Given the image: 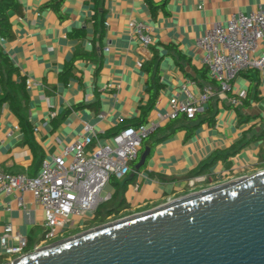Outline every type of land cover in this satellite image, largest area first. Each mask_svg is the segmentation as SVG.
Returning a JSON list of instances; mask_svg holds the SVG:
<instances>
[{
    "label": "crops",
    "instance_id": "1",
    "mask_svg": "<svg viewBox=\"0 0 264 264\" xmlns=\"http://www.w3.org/2000/svg\"><path fill=\"white\" fill-rule=\"evenodd\" d=\"M15 2L17 7L6 13L7 29L0 30V50L17 69L9 79L4 72L0 75V171L37 175L44 158L77 138L91 134L92 145L104 143L123 126L150 119L159 120V126L147 138V146L156 142L145 165L136 170L134 160L127 175L112 176L101 191L111 197L101 204L118 205L124 197L121 211L140 212L264 165L260 70L242 71L222 90L202 64L203 50L197 45V38L216 22L239 11L249 13L264 0ZM95 13L105 14L103 30L93 19ZM130 21L150 26L148 45ZM260 44L251 56L261 53L264 39ZM157 71L161 88L156 94L152 89L151 102L149 86L150 81L154 86ZM27 79L33 82L30 86ZM204 85L213 95L194 118L180 114L160 119L170 98L184 99L188 92L197 96ZM242 87L246 102L235 107L230 97ZM242 138L237 151L227 155ZM204 164L199 174L206 180L191 187L189 180ZM89 217L93 214L76 217L70 226L81 227ZM9 223L32 246L44 233L43 209L30 194L20 206L14 194L0 190V235ZM5 260L0 246V264Z\"/></svg>",
    "mask_w": 264,
    "mask_h": 264
},
{
    "label": "built area",
    "instance_id": "2",
    "mask_svg": "<svg viewBox=\"0 0 264 264\" xmlns=\"http://www.w3.org/2000/svg\"><path fill=\"white\" fill-rule=\"evenodd\" d=\"M129 26L145 45L151 42L148 24L130 21ZM263 39L264 4H259L249 13L239 11L226 22H216L197 38V45L203 50L201 61L210 78L218 81L222 90H227L230 82L249 68L260 70L264 84V47L259 55L251 56L261 46ZM31 83L27 79L29 86ZM212 95V88L204 85L197 96L191 92L184 99L174 96L169 100L167 112L159 113V117L174 119L183 114L187 118H194L208 104ZM246 97L247 89L242 87L230 97V102L235 107L242 106ZM158 126L159 120L155 119L127 125L106 142L95 145H92L91 134L77 138L63 146L58 154L44 158L37 175L0 171V190L7 195L14 194L20 206H24L25 194H30L44 213V233L32 246L28 237L15 231L11 223L5 226L0 235L5 262L63 237L74 218L94 214L98 206L111 197L101 195L103 187L112 176L121 178L132 170V162L138 155L143 139ZM205 180L206 176L199 174L192 177L189 183L195 187ZM11 238L16 243H10Z\"/></svg>",
    "mask_w": 264,
    "mask_h": 264
},
{
    "label": "water",
    "instance_id": "3",
    "mask_svg": "<svg viewBox=\"0 0 264 264\" xmlns=\"http://www.w3.org/2000/svg\"><path fill=\"white\" fill-rule=\"evenodd\" d=\"M150 154L146 147L136 170ZM1 264H264V169L185 193Z\"/></svg>",
    "mask_w": 264,
    "mask_h": 264
},
{
    "label": "trees",
    "instance_id": "4",
    "mask_svg": "<svg viewBox=\"0 0 264 264\" xmlns=\"http://www.w3.org/2000/svg\"><path fill=\"white\" fill-rule=\"evenodd\" d=\"M15 8L17 7V4L15 2V0H0V30L3 32L7 29L8 27V22H7V11L10 8ZM98 14H94L93 15V19L94 20H98L100 27L102 28L101 30H103L104 28V19H105V14H102L101 16H99L98 18ZM103 33L101 32V35ZM156 56L153 58V61H151V63L149 64V66H152L155 63L156 60ZM17 69L15 67L12 66V64L10 63L9 59L7 58V55H5L1 50H0V75L6 74L7 79H9L12 75L13 72H16ZM4 72V74H3ZM157 75H158V71L154 77V80L152 81L154 83V86H151V81H150V86H149V90H150V98L149 100L151 102L154 101L155 99V94L159 91V89L161 88V83L157 80ZM155 89V94L152 92V89ZM246 102V99L244 100V103ZM243 103V104H244ZM186 117V116H185ZM146 119V118H145ZM144 119V121H145ZM142 121V122H144ZM126 126V125H125ZM124 127V126H123ZM121 129V128H120ZM119 129V130H120ZM261 135H264V133H261ZM151 135L147 136L146 138L143 139L142 145H141V149L144 148V151L146 149V147H149L150 150H152L156 140H154L150 145L147 146V138L150 137ZM255 137H260L259 135H256ZM243 141V138L239 140V142H236L235 144H233L229 150L228 154L234 153L235 151H237L238 149V145ZM140 150V149H139ZM143 151V152H144ZM138 151V155L136 157V161L138 162L139 160V156L141 157L142 153ZM219 154H214L213 156H211V158H217ZM226 155V156H227ZM206 167V164L202 165L201 167H199V169L195 172V174H199L202 173L204 171ZM112 178V177H111ZM124 205V197L120 198V203L118 205H104V204H100L97 208V211L95 212V215H93V219H98L100 218L101 220H105L108 216L115 214L116 211H119L122 209Z\"/></svg>",
    "mask_w": 264,
    "mask_h": 264
},
{
    "label": "rangeland",
    "instance_id": "5",
    "mask_svg": "<svg viewBox=\"0 0 264 264\" xmlns=\"http://www.w3.org/2000/svg\"><path fill=\"white\" fill-rule=\"evenodd\" d=\"M255 142H251L247 147H251L252 144H254ZM261 169H264V165L262 166H257L255 168H252L251 170H249L247 172V174H252L258 170H261ZM246 174V175H247ZM97 211V210H96ZM95 211V212H96ZM95 212L93 215H95ZM131 213L127 212V211H124V210H119V211H116L115 214L113 215H110L108 216L105 220H101L100 218H96V219H93V217H89L86 219V224L81 226V227H78V228H72L71 226H69V228H67L65 230V234L63 235V237H60L58 238L59 239H62V238H65V237H68V236H72L74 234H77L79 232H82L84 230H87V229H90V228H93V227H96L100 224H103V223H106V222H110V221H113L117 218H120V217H123V216H126V215H129Z\"/></svg>",
    "mask_w": 264,
    "mask_h": 264
}]
</instances>
